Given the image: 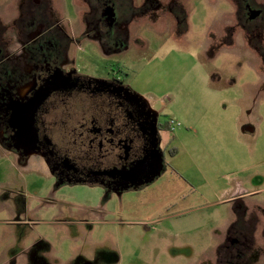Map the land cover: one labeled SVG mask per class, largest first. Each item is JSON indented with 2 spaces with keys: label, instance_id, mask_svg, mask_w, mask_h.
<instances>
[{
  "label": "rangeland",
  "instance_id": "rangeland-1",
  "mask_svg": "<svg viewBox=\"0 0 264 264\" xmlns=\"http://www.w3.org/2000/svg\"><path fill=\"white\" fill-rule=\"evenodd\" d=\"M103 2L0 0V86L21 68L6 60L25 55L18 41L42 39L46 52L56 38L34 35L59 30L62 53L44 61L143 98L169 127L159 131L164 170L122 192L59 185L0 133V264H216L230 236L243 239L233 245L244 258L233 263L264 264V205L253 204L264 203V15L249 10L264 0H114L111 27ZM79 96L65 103L92 110ZM56 108H46L48 120ZM172 120L180 124L173 131ZM237 189L262 190L238 217L237 203L226 201ZM234 250L223 251L227 264Z\"/></svg>",
  "mask_w": 264,
  "mask_h": 264
},
{
  "label": "flooded vegetation",
  "instance_id": "flooded-vegetation-1",
  "mask_svg": "<svg viewBox=\"0 0 264 264\" xmlns=\"http://www.w3.org/2000/svg\"><path fill=\"white\" fill-rule=\"evenodd\" d=\"M103 1L101 16L111 27L117 21L118 9L114 0ZM249 10L254 16L259 12L260 16L264 15L261 7L257 10L252 6ZM109 31V36L115 40L122 41L126 37L116 34L122 30ZM9 32L4 31V37ZM47 35L56 39L46 52L42 51V39L38 42L20 40L18 43L26 48L25 55L15 51L11 58H6L7 61L16 60L21 68L0 86V133L4 144L16 152L22 162L35 158L59 185H101L122 192L152 183L162 174L164 164L160 137L159 144H152L141 131L146 128L140 125L145 111H152L147 102L121 82L105 81L106 84L98 85L96 81L103 80L83 79L53 59L52 62L44 61L48 54L54 59L60 56L66 37L59 30L52 34L39 31L34 36ZM13 42L10 37L11 47L16 41ZM36 47L41 50L35 51ZM78 95H83L85 100L79 96L82 103L89 102L93 109L75 112L65 103ZM92 99L96 102L92 103ZM51 106L57 108L48 120L45 111ZM47 121L50 128H46ZM139 163H145L144 170L130 178L127 173ZM245 208L237 209L236 217L242 215ZM236 220L228 227V235L236 228ZM226 239L230 241L228 246L224 247L225 242H222L217 248L216 264H227L223 251L230 247L236 253L228 264L244 258H239L240 253L243 255L240 245H233L243 244V239L231 236Z\"/></svg>",
  "mask_w": 264,
  "mask_h": 264
},
{
  "label": "trees",
  "instance_id": "trees-1",
  "mask_svg": "<svg viewBox=\"0 0 264 264\" xmlns=\"http://www.w3.org/2000/svg\"><path fill=\"white\" fill-rule=\"evenodd\" d=\"M96 84L102 85L106 83L105 81H96ZM139 98L140 100H143L144 103H146L144 99H142L141 97ZM145 114L146 116L144 117V119H141L140 125L146 126V128H144L145 132L144 130H142V128L141 131L145 135V137L149 138L152 144H159V131H165L167 129L169 130V127H167L166 129L165 127L155 124V118L157 117V114L155 112L145 111ZM170 154L174 157L177 154V150L170 149Z\"/></svg>",
  "mask_w": 264,
  "mask_h": 264
},
{
  "label": "crops",
  "instance_id": "crops-1",
  "mask_svg": "<svg viewBox=\"0 0 264 264\" xmlns=\"http://www.w3.org/2000/svg\"><path fill=\"white\" fill-rule=\"evenodd\" d=\"M260 191H262V190H253V191H246L245 190V191H241V190L237 189V190H234L232 192V194H230V196L226 199V201L228 203H233V204L237 203L236 205L238 206L237 207L238 210L243 209V206L244 207L246 206L248 208V206L251 203V201H248V199L249 198L251 199L252 197L258 196L257 193H259ZM253 204H257L259 206H263L264 205V203L263 204H259V203H256V202L255 203L253 202Z\"/></svg>",
  "mask_w": 264,
  "mask_h": 264
},
{
  "label": "water",
  "instance_id": "water-1",
  "mask_svg": "<svg viewBox=\"0 0 264 264\" xmlns=\"http://www.w3.org/2000/svg\"><path fill=\"white\" fill-rule=\"evenodd\" d=\"M144 168H145V163H139L132 170H130L127 174L130 178L137 177L144 170Z\"/></svg>",
  "mask_w": 264,
  "mask_h": 264
},
{
  "label": "built area",
  "instance_id": "built-area-1",
  "mask_svg": "<svg viewBox=\"0 0 264 264\" xmlns=\"http://www.w3.org/2000/svg\"><path fill=\"white\" fill-rule=\"evenodd\" d=\"M169 126H170L171 130L173 131L176 127H179L180 124H179V123H176V122H174V121L172 120V121L170 122Z\"/></svg>",
  "mask_w": 264,
  "mask_h": 264
}]
</instances>
